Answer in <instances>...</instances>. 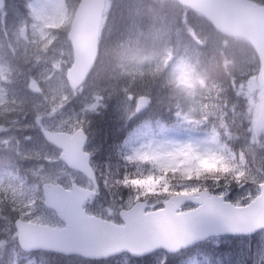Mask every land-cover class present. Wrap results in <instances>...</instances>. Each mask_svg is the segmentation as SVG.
<instances>
[{
    "label": "rangeland",
    "instance_id": "1",
    "mask_svg": "<svg viewBox=\"0 0 264 264\" xmlns=\"http://www.w3.org/2000/svg\"><path fill=\"white\" fill-rule=\"evenodd\" d=\"M67 2V5L65 0H9L8 2L6 11L8 10L12 17L9 21L7 19L3 28L4 33L8 34V46L15 51L16 63L18 64L19 61V65L15 66L17 75L24 79V85L27 82L34 81L41 88L40 93L19 100L18 107L28 102L32 110L33 121L36 117L42 116V124L45 128L66 132L74 130L76 126H85L87 131L86 125H88L89 114L96 112L99 106L110 102L112 109L119 117L125 121L132 119L143 110L144 99H132L130 96L120 94L119 100L114 103L110 96L111 86L91 92L82 90V87L77 91L69 89L65 72L72 64V52L67 40V32L78 0H67ZM106 8L107 4L104 12ZM1 14L2 17L8 18L2 11ZM21 27L27 28L29 38L27 44L23 43L19 37ZM177 52L168 45L153 46L146 50L134 49L130 46V48L124 50V57L120 58L116 64L118 73L133 76L140 74L143 66L152 65L153 73L162 75L163 80L169 82V85L174 84L178 95H181L180 100L177 102L174 122L170 127L158 124L156 130H152L148 124H143L125 140L126 156L124 160L136 163L146 162L148 165L146 167L148 178L138 182L124 181V183L125 185L128 184L130 188L131 198H140L149 192L150 187L156 186L160 188L159 191L164 196L162 201H164L173 194L199 190L193 189L195 188L193 186H188L185 181L199 176L207 169L219 168L231 171L238 179L242 180V183L235 188L222 185L221 189V185H217L219 190L214 193L223 195L226 199L238 205H245L258 194V184L264 182V180L260 175L234 163L235 161L231 160L228 151L224 153L218 148L217 142L213 135L207 131L208 129L196 130L198 125L204 123L205 116L202 117L203 120L198 122L196 114L204 105L199 99L201 94L197 92V88L194 89V85L203 84V80L192 73L185 58L178 54L180 52ZM246 59L249 60L248 57ZM238 67L243 71V74L241 77L238 76V80L233 83V86L236 94L246 100L251 120L249 127L254 130L255 135H258L264 129V86L258 87L256 82L258 67L255 73H252L253 68L249 67L248 64L239 62ZM6 70V66L0 65V85L1 80L7 82L8 78L4 75ZM239 74L241 75V72ZM5 96V92L0 89V104L4 102ZM202 112H205V108ZM18 113L21 114V111H18ZM32 120L25 122L24 126L30 128L32 126L31 122L34 124ZM20 121H22V118ZM37 130L38 128L35 129V131ZM8 138H10V135L6 139ZM15 152L20 153L21 161L27 163V168L21 171L18 167L15 177L9 176L6 180L0 178L1 210L4 209L2 204L9 200L6 198L5 192L13 196L18 190L23 196V203L19 205L22 209L21 212L15 211L13 203L10 205V202H8L5 207L6 213L0 214V216H5L1 222L6 231L3 232L2 238L5 242L9 241V246L11 245L9 249L7 246L1 247L11 256V264L18 263H15V254H11L10 250L19 251L18 247L14 246L17 235L13 228V220L20 218L51 226L62 224L54 213L43 205L41 190L43 183H56L62 186L64 184L65 188H69L71 183H75L82 188L87 187L93 190L91 183L80 173L64 167L59 159V150L55 147L49 148L46 143L41 140L38 141L35 132L27 137L25 132L19 131ZM55 161L56 163H54ZM99 163L102 164L103 170H107L106 162L101 157L95 159L94 169L98 168ZM154 169L162 170L164 173L167 172L169 178L175 181L169 185L167 184L170 179L164 181L163 178L162 182H157L155 174L150 172ZM27 176L30 177L29 180ZM10 178L12 179L10 180ZM96 178L98 183L97 192L101 193V188L104 193L107 192L108 196L105 200L99 197L92 207L94 213H91L114 221L113 216L117 215V212L114 211L115 207L128 208L135 201L133 202L131 199L122 200L121 203L115 205L110 190L106 187L104 189L99 175L97 177L96 174ZM117 201L119 200L117 199ZM161 202L156 203V201L149 200L151 208L160 207ZM92 203L87 207H90ZM219 242V240H216L213 243L217 244ZM251 245H253L255 252H251L253 258H249V260L253 264L260 263L261 258L264 257L263 232L257 234L256 238L254 236L250 237L248 241L237 240L236 246H233L236 248V259L242 256L240 253L241 246ZM126 259L121 258L117 261L129 263V260ZM153 259L155 264H163L166 257L156 255ZM29 263L36 264L34 258L26 259L25 262L19 264ZM110 263L103 262L101 264ZM237 263L241 264L238 261ZM187 264L196 263L192 259Z\"/></svg>",
    "mask_w": 264,
    "mask_h": 264
},
{
    "label": "trees",
    "instance_id": "2",
    "mask_svg": "<svg viewBox=\"0 0 264 264\" xmlns=\"http://www.w3.org/2000/svg\"><path fill=\"white\" fill-rule=\"evenodd\" d=\"M253 1L264 5V0ZM126 45L140 50L168 45L176 52H180L177 53L185 58L192 73L203 80L204 87L196 90L201 94L199 99L204 106H201L196 115L198 122L203 120V116L205 119L204 125H198L196 130L208 129L218 148L224 153L228 151L234 163L260 175L264 180V129L255 135L254 130L249 127L251 120L247 102L236 94L233 86L238 76L241 77L243 74L238 67L239 62L252 67V73L257 70L258 62L249 44L242 39L220 35L204 18L181 7L174 0H108L100 51L96 64L86 80L87 91L102 90L106 86H111L114 103L119 100L120 94L130 96L132 99L145 100L143 110L128 121L119 117L108 103L106 105L103 103V109L101 106L97 113L88 116L87 133L90 148L94 154L96 153L95 158L101 157L107 165V170H103L102 164L99 163L95 172L97 177L99 175L104 189L106 187L110 190L115 205L129 199L133 202L138 199H149L156 203L162 201L164 196L156 186L150 187L149 192L140 198H131L130 188L124 181L147 180L148 165L146 162H126L124 142L143 124H148L152 130H156L158 124L170 127L174 122L177 102L181 97L174 84L169 85V82L163 80L162 75L153 73L152 65L143 66L142 72L135 76L118 73L116 64L120 58V51ZM108 48L111 49L110 53ZM226 62H230L229 67L236 70L232 76L224 74ZM203 108L205 112H202ZM150 172L155 174L157 182H162L163 178L164 181L170 179L167 172L164 173L162 170L154 169ZM174 181L171 178L167 185ZM185 182L188 186L195 187L193 189L202 188L217 192L219 190L217 185H221V189L222 185L235 188L242 180L231 171L210 168ZM100 191V197L105 200L107 192L104 193L101 188ZM156 198L158 199L153 200ZM239 239L248 241L249 238L208 239L169 256L164 264H187L192 259L196 264H238L237 261L241 264H253L249 260L253 258L251 252H255L253 245L241 246L242 256L236 259V248L233 246H236ZM216 240L220 242L214 244ZM7 253L0 250V264H10L11 256ZM38 255L33 256L36 264L104 262L84 263V260L76 257L46 253ZM29 258L28 254L19 256L17 263L25 262ZM121 258L130 259L126 256H115L109 258L107 262L132 263L117 261ZM136 264H155V261L152 257H145L136 260ZM258 264H264V257Z\"/></svg>",
    "mask_w": 264,
    "mask_h": 264
},
{
    "label": "water",
    "instance_id": "3",
    "mask_svg": "<svg viewBox=\"0 0 264 264\" xmlns=\"http://www.w3.org/2000/svg\"><path fill=\"white\" fill-rule=\"evenodd\" d=\"M175 1L203 16L223 36L245 40L258 60L257 85L264 86V5L249 0ZM3 7L4 0H0V9ZM103 9L104 0H80L73 13L67 34L73 61L66 70V81L72 90L82 85L95 62ZM25 31V28L20 29L22 39H26ZM29 89L38 92L36 82L29 83ZM36 123L44 139L62 150L60 159L96 187L90 156L82 151L86 141L84 132L57 133L46 130L40 118H36ZM41 188L43 205L55 212L64 227L15 220L17 242L23 252L41 250L85 259H105L125 252L140 257L155 250L175 253L213 236H248L264 229V222L248 227L247 224L238 225L251 211L264 204V183L259 184V194L240 207L208 190L171 195L162 202V207L148 212H145L147 200L137 201L129 209L119 211L123 225L85 214L82 204L94 194L90 190L74 184L69 191L53 184H42ZM186 203L195 207L177 212ZM220 215L222 218L212 225L210 222ZM168 221L174 224L170 226Z\"/></svg>",
    "mask_w": 264,
    "mask_h": 264
},
{
    "label": "flooded vegetation",
    "instance_id": "4",
    "mask_svg": "<svg viewBox=\"0 0 264 264\" xmlns=\"http://www.w3.org/2000/svg\"><path fill=\"white\" fill-rule=\"evenodd\" d=\"M8 2L9 0H5L4 7L3 9H1L2 13H5L8 18L2 17V14L0 12V65L7 67V70L5 71L4 75L7 76L8 78L7 82H3L1 80L2 86L0 85V89L3 90L6 95L4 102L0 104V120L3 121V122L0 121V178H4L5 180L9 176L15 177L16 176L15 172L17 171L18 167H21L24 169L27 168V163H24V162L20 163L18 161L19 159L18 157L20 153L15 152V149L17 146V135L19 131L25 132L28 137L29 134L34 133L35 129H37V126L35 125V119L34 121L32 120V116H31L32 110L29 107V103L26 102L24 104H21L20 107H18L19 100L27 99L28 96L34 94V92L29 89L30 82H27L24 85V82H25L24 79L20 78L17 75L15 66L19 65V61L17 64L15 51L12 48L10 49V47L8 46V40H9L8 34L4 33L3 26L7 22V19L9 21L12 17L10 12L8 10L6 11ZM22 41L23 43L27 44L29 42L28 36L26 37V39ZM40 92H41V88L39 87L38 93ZM6 103H10V105H6ZM18 111H21V114H19ZM24 116L30 119H26ZM18 117H21L22 121H20L21 118L18 119ZM39 118H41V122H42V116H40ZM29 120L30 121L32 120L34 122V124L31 122L32 126L30 128L29 126L28 127L24 126V123L28 122ZM18 126H21V127H18ZM78 128H83L85 130V126H81V127L76 126V128L74 130H71L70 132H66L63 130H54V131L70 134ZM49 130H53V128H50ZM8 135H10V138L6 139ZM46 145L49 148H53V146L47 143ZM84 150L90 153V156H91L90 162L92 163L93 161L92 150L90 148L89 142L85 145ZM58 162L60 163V161ZM54 163H56V161ZM11 179L12 178H10V180ZM84 188H87V187H84ZM5 193H6V198H8L9 200H6V202L2 204L4 206V209L3 210L0 209V214L6 213L5 207L7 206L8 202H10V205H12L13 203L11 199L12 196L8 194L7 192ZM96 201L97 199L95 196V197H91L89 200L85 202V207L87 210H89L90 213L92 212L93 210L92 207L94 206ZM91 203L92 205L90 207H87V205H90ZM4 218H5L4 215L0 216V236H1L0 246H7L9 249V247L11 246V245L9 246L8 244L9 241L5 242V240H3L2 238L3 232H6L4 229V226L1 223ZM14 246H18L17 242L14 244ZM10 253L15 254V253H18V251L10 250Z\"/></svg>",
    "mask_w": 264,
    "mask_h": 264
},
{
    "label": "clouds",
    "instance_id": "5",
    "mask_svg": "<svg viewBox=\"0 0 264 264\" xmlns=\"http://www.w3.org/2000/svg\"><path fill=\"white\" fill-rule=\"evenodd\" d=\"M230 62H226L225 66H224V74L225 75H229L232 76L234 74V72L236 71L234 68L229 67ZM204 87L203 84H198V85H194V89L195 88H202ZM12 201H13V208L15 211L17 212H21L22 209L19 207V205L21 203H23V196L22 194L17 190L16 194L12 196Z\"/></svg>",
    "mask_w": 264,
    "mask_h": 264
}]
</instances>
